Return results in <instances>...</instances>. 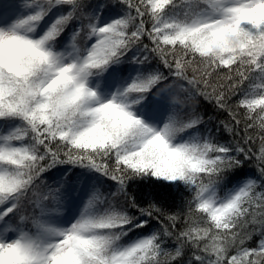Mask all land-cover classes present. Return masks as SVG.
I'll use <instances>...</instances> for the list:
<instances>
[{
	"label": "trees",
	"instance_id": "1",
	"mask_svg": "<svg viewBox=\"0 0 264 264\" xmlns=\"http://www.w3.org/2000/svg\"><path fill=\"white\" fill-rule=\"evenodd\" d=\"M27 1L40 6L22 28L53 22L46 44L55 50L73 37L84 55L98 19L111 23L88 69L133 72L125 93L130 107L153 103L165 86L172 92L165 133L135 149L137 121L108 108L86 129L89 112L81 96L67 94L69 77L44 87L46 54L17 40L0 57V124L15 127L16 148L0 158V205H8L10 225L40 220L55 204L60 177L89 173L92 217L79 247L60 264H111L117 246L138 238L143 243L124 264H264V12L217 31L187 26L212 0L0 5ZM247 177L258 181L231 210L214 213L204 201L205 190L225 196ZM18 253L0 255V264H28Z\"/></svg>",
	"mask_w": 264,
	"mask_h": 264
},
{
	"label": "rangeland",
	"instance_id": "2",
	"mask_svg": "<svg viewBox=\"0 0 264 264\" xmlns=\"http://www.w3.org/2000/svg\"><path fill=\"white\" fill-rule=\"evenodd\" d=\"M39 6L30 1L0 5V57L19 39L34 47L38 46L49 60L41 79L43 86L46 87L63 76L69 77L72 83L66 89L67 94L76 98L81 96L83 105L89 112L84 123L86 129L110 108L116 116L117 113L127 116L137 121L142 128L136 136L135 149L146 143L155 144L158 135L165 133L164 124H168L166 101L170 97L171 86L164 87L154 98L153 103L144 105L140 103L137 108L130 107L125 99V93L134 80L133 72L122 76L115 67H110L100 74L92 72L93 77L87 76L91 73L88 69L89 63L100 54L111 23L98 19L93 30V44L84 56L80 54L73 37L70 36H68L70 40L63 44V49L54 52L52 46L46 44L50 31L53 30L52 25L32 32L22 28L29 23L33 9ZM255 10L264 12V0H212V5L200 11L197 18L187 26L196 28L200 25H210L217 31L226 30L233 27L244 15ZM132 113H135V116L131 115ZM14 130L12 124L5 128L0 124V158L16 148V144L10 138ZM102 136L97 134L95 139ZM3 173L4 167L0 163V176ZM63 180L62 177L59 178L54 206L32 225H10V222L6 221L8 205H0L2 257L13 250H18L17 256H26L29 259L28 264H60L62 260L72 257L83 239L82 233L86 230L87 221L92 217L93 211L89 206L88 196L93 180L89 173L78 177L77 180L68 182ZM252 180H243L235 185L225 197L217 196L215 189H208L204 194V201L210 204L214 213H225L237 204L239 197L254 182ZM22 226H25L24 229ZM143 241L138 238L117 246L110 258L111 264H124L127 256Z\"/></svg>",
	"mask_w": 264,
	"mask_h": 264
}]
</instances>
